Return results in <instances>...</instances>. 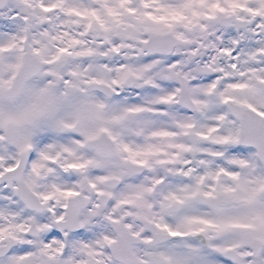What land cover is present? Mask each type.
I'll use <instances>...</instances> for the list:
<instances>
[{
	"label": "snow or ice",
	"instance_id": "1",
	"mask_svg": "<svg viewBox=\"0 0 264 264\" xmlns=\"http://www.w3.org/2000/svg\"><path fill=\"white\" fill-rule=\"evenodd\" d=\"M0 264H264V0H0Z\"/></svg>",
	"mask_w": 264,
	"mask_h": 264
}]
</instances>
